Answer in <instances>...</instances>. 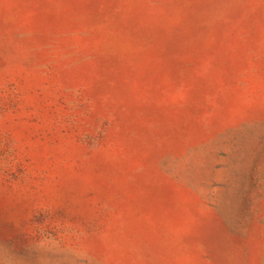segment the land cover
<instances>
[{"label":"rangeland","instance_id":"rangeland-1","mask_svg":"<svg viewBox=\"0 0 264 264\" xmlns=\"http://www.w3.org/2000/svg\"><path fill=\"white\" fill-rule=\"evenodd\" d=\"M0 264H264V0H0Z\"/></svg>","mask_w":264,"mask_h":264}]
</instances>
